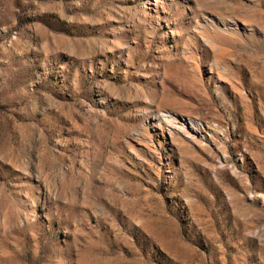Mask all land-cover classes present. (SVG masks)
I'll list each match as a JSON object with an SVG mask.
<instances>
[{
  "label": "rangeland",
  "instance_id": "1",
  "mask_svg": "<svg viewBox=\"0 0 264 264\" xmlns=\"http://www.w3.org/2000/svg\"><path fill=\"white\" fill-rule=\"evenodd\" d=\"M0 264H264V0H0Z\"/></svg>",
  "mask_w": 264,
  "mask_h": 264
}]
</instances>
